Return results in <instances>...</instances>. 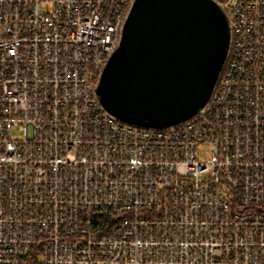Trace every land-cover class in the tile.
<instances>
[{
	"label": "built area",
	"instance_id": "obj_1",
	"mask_svg": "<svg viewBox=\"0 0 264 264\" xmlns=\"http://www.w3.org/2000/svg\"><path fill=\"white\" fill-rule=\"evenodd\" d=\"M134 1L0 0V264H264V0H216L214 89L165 127L96 92Z\"/></svg>",
	"mask_w": 264,
	"mask_h": 264
},
{
	"label": "water",
	"instance_id": "obj_2",
	"mask_svg": "<svg viewBox=\"0 0 264 264\" xmlns=\"http://www.w3.org/2000/svg\"><path fill=\"white\" fill-rule=\"evenodd\" d=\"M229 41L228 18L216 0H135L97 95L131 124H177L208 101Z\"/></svg>",
	"mask_w": 264,
	"mask_h": 264
},
{
	"label": "rangeland",
	"instance_id": "obj_3",
	"mask_svg": "<svg viewBox=\"0 0 264 264\" xmlns=\"http://www.w3.org/2000/svg\"><path fill=\"white\" fill-rule=\"evenodd\" d=\"M15 132H17V131L15 130ZM205 154H208V151H205Z\"/></svg>",
	"mask_w": 264,
	"mask_h": 264
}]
</instances>
